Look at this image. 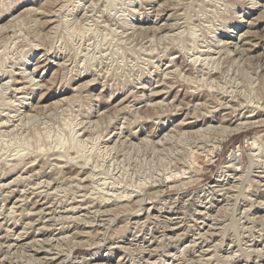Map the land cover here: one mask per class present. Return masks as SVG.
I'll return each mask as SVG.
<instances>
[{
    "label": "rangeland",
    "instance_id": "obj_1",
    "mask_svg": "<svg viewBox=\"0 0 264 264\" xmlns=\"http://www.w3.org/2000/svg\"><path fill=\"white\" fill-rule=\"evenodd\" d=\"M0 107V264H264V0H0Z\"/></svg>",
    "mask_w": 264,
    "mask_h": 264
},
{
    "label": "bare ground",
    "instance_id": "obj_2",
    "mask_svg": "<svg viewBox=\"0 0 264 264\" xmlns=\"http://www.w3.org/2000/svg\"><path fill=\"white\" fill-rule=\"evenodd\" d=\"M188 2V1H187ZM251 2V1H250ZM130 6V5H129ZM59 8V7H58ZM134 9V8H133ZM61 14V13H60ZM191 19V18H190ZM181 24V23H180ZM41 29V28H40ZM53 29V28H52ZM179 30V29H178ZM167 32V31H166ZM179 35V34H178ZM177 38V37H176ZM4 41V40H3ZM176 45V44H175ZM191 48V47H190ZM142 49V48H141ZM211 49V48H210ZM48 58V57H47ZM210 58V57H209ZM206 63V62H205ZM178 66V65H177ZM215 66V65H214ZM87 68V67H86ZM158 68V67H157ZM211 70V69H210ZM67 71V70H66ZM201 73V72H200ZM202 76V75H201ZM209 78V77H208ZM120 84V83H119ZM7 88V87H6ZM3 89V88H2ZM89 96V95H88ZM209 100V99H208ZM222 100V99H221ZM3 102V101H2ZM235 105V104H234ZM10 106V105H9ZM1 108V107H0ZM7 111V110H6ZM4 112V111H3ZM232 112H234V110H231L230 112H229V114L230 115H232ZM212 113V112H211ZM239 113L237 112V114H235V115H233L232 117H235L236 115H238ZM132 116V115H131ZM252 116V114L251 115H249L248 117H251ZM260 116V115H259ZM98 117V116H97ZM124 117V116H123ZM222 118H224V117H222ZM7 120V119H6ZM238 120V118H237V116L235 117V119H233V118H224L222 121H226L227 122V124H230V125H228V126H225L224 127V131H223V135H221L218 139H217V142L215 143V145L213 146V148H215V149H219L220 148V146H221V144L223 143L222 141L224 140V139H226V137L227 136H229L232 132H235V131H237V130H239L240 128H243V127H246V126H251L252 125V123H253V121L252 122H247V121H244V122H239V123H235L236 121ZM259 120V119H258ZM255 121V120H254ZM258 122V121H257ZM256 122V123H257ZM262 122V121H261ZM264 122V121H263ZM84 123V122H83ZM233 123H235V125H233ZM120 124V123H119ZM12 125V124H11ZM244 125V126H243ZM261 125H263V124H261ZM20 129V128H19ZM102 130V129H101ZM10 132V131H9ZM74 135V134H73ZM101 135V134H100ZM255 141V140H254ZM253 141V142H254ZM86 143V142H85ZM84 145V144H83ZM192 148V147H191ZM258 148V147H257ZM115 151V150H114ZM57 154H59V153H57ZM81 156V155H80ZM18 157V156H17ZM24 157V156H23ZM78 157V156H77ZM233 156H231V158L226 162L227 163V165L225 166V168H227V167H229V166H232V167H234L233 165L235 164V163H232V161H234V159L232 158ZM259 157V156H258ZM89 159V158H88ZM255 161V160H254ZM117 162V161H116ZM13 163V162H12ZM50 163V162H49ZM14 165V164H13ZM85 168V167H84ZM11 170V169H10ZM231 170H232V168H231ZM223 172L224 171H221L220 173H218V177H219V179L222 177V179H221V181L223 180ZM176 173V172H175ZM103 174V173H102ZM111 174V173H110ZM65 176V175H64ZM36 177V176H35ZM90 177V176H89ZM121 177V176H120ZM219 179H217L216 180V182H218L219 181ZM100 181V180H99ZM42 182V181H41ZM165 182V181H164ZM262 182V181H261ZM145 183V182H144ZM171 184V183H170ZM38 185V184H37ZM44 185V184H43ZM169 185V184H168ZM176 185V184H175ZM110 186V185H109ZM139 187V186H138ZM176 187V186H175ZM52 189V188H51ZM212 189V188H211ZM65 191V190H64ZM123 192V191H122ZM46 193V192H45ZM219 193V192H218ZM117 194V193H116ZM28 196V195H27ZM81 198V197H80ZM154 199V198H153ZM101 201V200H100ZM239 201V200H238ZM92 202V201H91ZM124 203V202H123ZM190 207V206H189ZM53 208V207H52ZM174 209L175 208H177V209H179V208H181L182 209V207L181 206H179V203H177V205H174V207H173ZM188 208V207H187ZM13 209V208H12ZM134 210V209H133ZM147 210V209H146ZM9 211V210H8ZM12 211V210H11ZM63 211V210H62ZM141 211V210H140ZM10 212V211H9ZM8 212V213H9ZM87 214V213H86ZM137 217H140V215H137L136 216V218ZM9 218V217H8ZM70 222V221H69ZM44 227V226H43ZM42 229V228H41ZM98 230V229H97ZM42 232V231H41ZM202 233V232H201ZM24 234V233H23ZM14 235V234H13ZM79 240V239H78ZM203 243V242H202ZM133 245V244H132ZM9 246H10V244H9ZM8 246V247H9ZM137 246V245H136ZM192 246V245H191ZM139 247V246H138ZM14 248V247H13ZM27 248V247H26ZM56 248V247H55ZM259 248V247H258ZM7 249H9V248H7ZM45 250V249H44ZM37 251H39V249L37 250ZM46 251V250H45ZM241 251V250H240ZM258 251V250H257ZM36 253V252H35ZM45 253H47V251L45 252ZM243 253V252H242ZM258 253V252H257ZM44 254V253H43ZM6 255V254H5ZM36 257H34V259H35ZM194 258V257H193ZM227 258H228V256H227ZM39 259V258H38ZM52 259H54V258H52ZM182 259V258H181ZM211 259V258H210ZM141 260V259H140ZM35 261H37V260H35ZM17 263V262H16Z\"/></svg>",
    "mask_w": 264,
    "mask_h": 264
}]
</instances>
